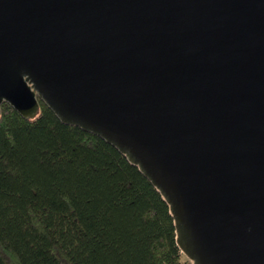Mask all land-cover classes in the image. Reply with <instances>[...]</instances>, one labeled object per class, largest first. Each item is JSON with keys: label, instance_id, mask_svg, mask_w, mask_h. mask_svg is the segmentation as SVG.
<instances>
[{"label": "water", "instance_id": "95a60500", "mask_svg": "<svg viewBox=\"0 0 264 264\" xmlns=\"http://www.w3.org/2000/svg\"><path fill=\"white\" fill-rule=\"evenodd\" d=\"M39 101L140 169L192 264H264V0H0V114Z\"/></svg>", "mask_w": 264, "mask_h": 264}, {"label": "trees", "instance_id": "16d2710c", "mask_svg": "<svg viewBox=\"0 0 264 264\" xmlns=\"http://www.w3.org/2000/svg\"><path fill=\"white\" fill-rule=\"evenodd\" d=\"M0 114V264H192L170 207L125 155L39 101Z\"/></svg>", "mask_w": 264, "mask_h": 264}]
</instances>
